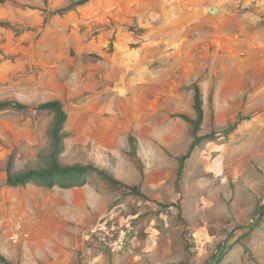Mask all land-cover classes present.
I'll list each match as a JSON object with an SVG mask.
<instances>
[{"label": "rangeland", "instance_id": "1", "mask_svg": "<svg viewBox=\"0 0 264 264\" xmlns=\"http://www.w3.org/2000/svg\"><path fill=\"white\" fill-rule=\"evenodd\" d=\"M0 2V256L12 264H264V0ZM213 11V13H211ZM204 107L193 140L192 86ZM68 113L62 164L127 187H7L50 151ZM137 147L131 155L130 138ZM0 264H4L0 260Z\"/></svg>", "mask_w": 264, "mask_h": 264}, {"label": "trees", "instance_id": "2", "mask_svg": "<svg viewBox=\"0 0 264 264\" xmlns=\"http://www.w3.org/2000/svg\"><path fill=\"white\" fill-rule=\"evenodd\" d=\"M89 0H76L54 11H49L48 16L64 14L68 11L74 10L76 7L87 3ZM5 2V0H0ZM10 27L11 25L6 22L0 21V27ZM194 91L193 96V109L194 116L181 114L180 116L185 119L191 125V134L193 140L188 148L187 152L179 157V169L177 172V178L182 175L184 166L187 160L192 156L196 148L200 147L206 141H212L215 139L213 133L202 135L201 129L204 123V107L203 97L201 89L198 84L192 86ZM6 109L15 110H27L29 106L18 101L13 100H1L0 111ZM37 112H51L53 114L50 128L48 131L50 151L44 156L42 164L30 167L20 172L11 171V162L7 166V176L5 179V185L7 187L25 186L28 183L35 182L40 185H44L51 188L55 185H60L65 188L74 186L85 185L87 179L91 176H95L101 179L104 184L111 187H127L132 194L142 195L139 190L126 185L114 177L110 172L98 168L91 164L75 163L73 165H66L60 162V154L64 148V125L68 119V113L64 108L63 103L60 100H50L38 104L35 107ZM131 155L137 157V147L134 138H130ZM0 260L4 264H12L7 261L3 256H0ZM183 264V263H172Z\"/></svg>", "mask_w": 264, "mask_h": 264}, {"label": "water", "instance_id": "3", "mask_svg": "<svg viewBox=\"0 0 264 264\" xmlns=\"http://www.w3.org/2000/svg\"><path fill=\"white\" fill-rule=\"evenodd\" d=\"M211 13H213V11Z\"/></svg>", "mask_w": 264, "mask_h": 264}]
</instances>
